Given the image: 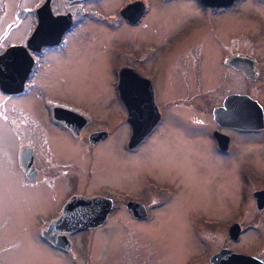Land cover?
<instances>
[{"label": "flooded vegetation", "instance_id": "1", "mask_svg": "<svg viewBox=\"0 0 264 264\" xmlns=\"http://www.w3.org/2000/svg\"><path fill=\"white\" fill-rule=\"evenodd\" d=\"M160 14L167 36L139 35ZM0 69V223L12 235L36 234L54 264H94V238L115 214L145 223L166 211L170 223L190 200L188 175L228 157L238 163L230 216L181 221L195 243L223 235L205 264L222 249L264 264V0H0ZM233 72L245 85L225 83ZM74 75L89 80L83 99L61 92ZM130 106L141 124L159 115L133 147ZM155 136L166 145L148 147Z\"/></svg>", "mask_w": 264, "mask_h": 264}, {"label": "rangeland", "instance_id": "2", "mask_svg": "<svg viewBox=\"0 0 264 264\" xmlns=\"http://www.w3.org/2000/svg\"><path fill=\"white\" fill-rule=\"evenodd\" d=\"M187 4H190V2H178L176 6L180 7ZM160 15L157 19L159 23L157 27L144 28L139 31V35L148 37L154 33L155 35L157 34L159 39L166 37L170 29L163 25L162 21H165L166 17H170V15ZM241 22V20H238L236 24L239 25ZM115 32H111V30L107 31V35L113 34V36L109 37L115 38ZM95 33L100 37L102 36L101 38L106 36V33L102 31ZM89 37L93 38V34ZM108 51L109 49L106 53ZM169 67L168 63H164L166 72H168ZM225 71L226 68L223 69V75H226L224 74ZM227 76L229 78L226 79L228 81L225 83L231 84V82L239 79L240 85H245L241 79V75H236L233 72V74H228ZM112 80V77L102 79L101 86H106V91H110L112 88L110 82ZM165 81L167 82V80ZM86 82H89V80L85 77L80 79L79 76L74 75L63 85L74 87L75 91L68 89L61 92L83 99L86 97V91L82 86L86 85ZM97 82V79H94L95 85H97ZM240 85L238 86L240 87ZM99 91H102V89H99ZM88 94L90 95L89 92ZM95 97L98 99L96 91ZM86 100L88 99L86 98ZM166 142L165 139L155 136L148 147L162 148L166 145ZM237 161L241 162L242 158H238ZM198 162L200 161L198 160ZM152 163L151 165H154V167H157V165L159 168L163 167V164L159 160L152 159ZM165 163L170 166V163ZM218 163L220 164H213V166L203 164L204 167L202 165L199 166L200 169L195 173L196 178H192L190 174L188 175L189 183L192 186L188 193L190 200L185 202L183 214L174 215L170 219V223L168 216H166L169 213L166 211H162L159 214L160 217L156 222L145 223L136 222L130 215L122 211L115 214L109 225L105 228L106 230L97 234L94 238L96 246L94 264H186L187 259L192 254L203 255L205 257L203 263H207L209 253L215 251L223 243V235L221 236L216 232L206 230L202 234L203 238L201 242L195 243L193 237L187 232L186 225L181 221V217L185 216L186 211H191L193 215L221 214L224 218L230 216L232 212L231 170L238 163L228 157L221 158ZM199 172L200 174L198 175ZM157 175L160 177V174ZM198 179L200 180L198 186L193 187V184L196 186ZM215 197L217 200H214ZM237 197L239 199L242 197L240 191ZM23 225L24 223H21V228ZM11 228L12 223L7 222L4 226L0 223V245L8 247V252L2 253L3 264H54L53 258L47 256L45 251L38 246L36 234L33 232L22 233V230H20L18 235H12L9 232ZM239 247L245 251L250 249L251 243L247 235L243 237ZM196 260H199V257L197 259L196 256L191 258L192 263H195L193 261ZM66 264L77 263L66 262Z\"/></svg>", "mask_w": 264, "mask_h": 264}, {"label": "water", "instance_id": "3", "mask_svg": "<svg viewBox=\"0 0 264 264\" xmlns=\"http://www.w3.org/2000/svg\"><path fill=\"white\" fill-rule=\"evenodd\" d=\"M39 32H40V26L38 27V29L36 30V32L32 38H39ZM128 81H129L128 77H125L124 75L121 76L120 88L122 86L123 87L126 86L125 87L126 91L124 93H121V94L124 98L128 97V99H126V101H128V102L130 101L133 103L136 100H135V98L132 100L129 99V97H132L133 93L128 92V88H127V86L129 85ZM146 110H148V112L151 111L148 109V107L146 108ZM139 118L141 119V116L139 114L138 109L135 106H130V122L134 127L133 135H132V138H131L130 143H129L130 147H133L136 144H138V142L144 137L147 128H149V126L151 124H154L155 122H157L159 115H157V116L155 115V120L153 121V123H142L141 124V123H139L140 122ZM93 201L95 204H97V199L93 200ZM238 235H239V229H237V228L235 229V227H234L231 231V237L237 238ZM256 259H259V258L250 257V256H247V255H244L241 253H237V252H234L230 249H222L211 257V263L212 264H256Z\"/></svg>", "mask_w": 264, "mask_h": 264}]
</instances>
